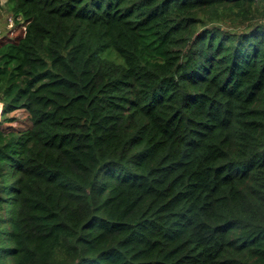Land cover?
Returning <instances> with one entry per match:
<instances>
[{
	"label": "trees",
	"instance_id": "1",
	"mask_svg": "<svg viewBox=\"0 0 264 264\" xmlns=\"http://www.w3.org/2000/svg\"><path fill=\"white\" fill-rule=\"evenodd\" d=\"M3 7L0 264H264V0Z\"/></svg>",
	"mask_w": 264,
	"mask_h": 264
},
{
	"label": "rangeland",
	"instance_id": "2",
	"mask_svg": "<svg viewBox=\"0 0 264 264\" xmlns=\"http://www.w3.org/2000/svg\"><path fill=\"white\" fill-rule=\"evenodd\" d=\"M22 23L23 22L21 20L19 23L16 22L12 15L7 12L4 7L0 9V37H14L18 33H20V25H22ZM12 115L13 117H15V120L10 124V127L30 125V121L28 119V114L26 111L18 110Z\"/></svg>",
	"mask_w": 264,
	"mask_h": 264
},
{
	"label": "crops",
	"instance_id": "3",
	"mask_svg": "<svg viewBox=\"0 0 264 264\" xmlns=\"http://www.w3.org/2000/svg\"><path fill=\"white\" fill-rule=\"evenodd\" d=\"M1 104V103H0ZM2 110V106H1V108H0V111Z\"/></svg>",
	"mask_w": 264,
	"mask_h": 264
}]
</instances>
